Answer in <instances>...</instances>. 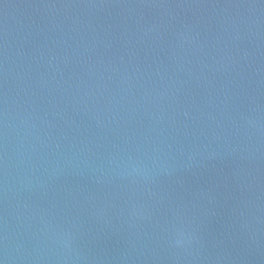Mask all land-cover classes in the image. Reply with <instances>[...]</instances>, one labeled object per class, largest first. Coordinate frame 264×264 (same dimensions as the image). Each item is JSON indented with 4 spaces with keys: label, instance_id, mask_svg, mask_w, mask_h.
Here are the masks:
<instances>
[{
    "label": "water",
    "instance_id": "1",
    "mask_svg": "<svg viewBox=\"0 0 264 264\" xmlns=\"http://www.w3.org/2000/svg\"><path fill=\"white\" fill-rule=\"evenodd\" d=\"M0 264H264V0H0Z\"/></svg>",
    "mask_w": 264,
    "mask_h": 264
},
{
    "label": "clouds",
    "instance_id": "2",
    "mask_svg": "<svg viewBox=\"0 0 264 264\" xmlns=\"http://www.w3.org/2000/svg\"><path fill=\"white\" fill-rule=\"evenodd\" d=\"M183 243V240L182 239H178L177 241H176V244L179 246V245H181Z\"/></svg>",
    "mask_w": 264,
    "mask_h": 264
}]
</instances>
